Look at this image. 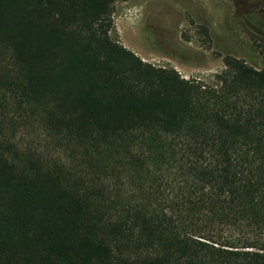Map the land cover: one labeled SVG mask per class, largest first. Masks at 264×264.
<instances>
[{
	"label": "trees",
	"instance_id": "1",
	"mask_svg": "<svg viewBox=\"0 0 264 264\" xmlns=\"http://www.w3.org/2000/svg\"><path fill=\"white\" fill-rule=\"evenodd\" d=\"M117 1L0 0V264H264V70L147 63ZM26 117L75 160L19 148Z\"/></svg>",
	"mask_w": 264,
	"mask_h": 264
},
{
	"label": "rangeland",
	"instance_id": "2",
	"mask_svg": "<svg viewBox=\"0 0 264 264\" xmlns=\"http://www.w3.org/2000/svg\"><path fill=\"white\" fill-rule=\"evenodd\" d=\"M112 18L113 40L187 80L217 85L226 55L264 70V0H118ZM15 142L65 164L75 160L33 117L16 129ZM217 233L236 243L247 234L239 229Z\"/></svg>",
	"mask_w": 264,
	"mask_h": 264
},
{
	"label": "flooded vegetation",
	"instance_id": "3",
	"mask_svg": "<svg viewBox=\"0 0 264 264\" xmlns=\"http://www.w3.org/2000/svg\"><path fill=\"white\" fill-rule=\"evenodd\" d=\"M212 37V36H211Z\"/></svg>",
	"mask_w": 264,
	"mask_h": 264
}]
</instances>
